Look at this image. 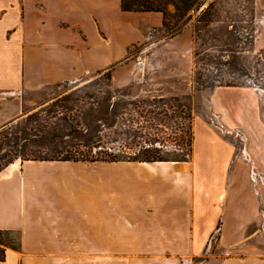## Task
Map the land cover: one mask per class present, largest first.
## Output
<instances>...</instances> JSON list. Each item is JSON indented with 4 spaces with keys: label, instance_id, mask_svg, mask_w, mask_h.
I'll list each match as a JSON object with an SVG mask.
<instances>
[{
    "label": "crops",
    "instance_id": "obj_1",
    "mask_svg": "<svg viewBox=\"0 0 264 264\" xmlns=\"http://www.w3.org/2000/svg\"><path fill=\"white\" fill-rule=\"evenodd\" d=\"M120 4L0 0V127L22 113L25 90L113 68L161 30L162 13ZM210 107L226 132L239 130L246 140L236 161L232 143L200 126L194 154L183 160L8 164L0 171V230L13 243L0 264H181L184 257L192 264H264L258 93L216 86Z\"/></svg>",
    "mask_w": 264,
    "mask_h": 264
},
{
    "label": "rangeland",
    "instance_id": "obj_2",
    "mask_svg": "<svg viewBox=\"0 0 264 264\" xmlns=\"http://www.w3.org/2000/svg\"><path fill=\"white\" fill-rule=\"evenodd\" d=\"M166 12L167 25L131 47L126 60L113 68L78 82L25 90L22 113L11 123L30 118L36 125L39 118L44 125L68 122L80 128L79 114L97 112L109 90L118 112L112 126L94 132L90 145L67 146L70 154L96 159L108 152L125 158L149 149L163 159L183 160L194 154L195 130L201 126L232 143L236 161L246 140L239 130L226 132L211 111L210 98L216 86L256 90L264 125V0H204L199 10L190 9L179 19L172 6ZM50 116L66 117V122ZM98 123L91 127L99 128ZM215 142L216 153L224 154L223 144ZM197 151L204 153V144Z\"/></svg>",
    "mask_w": 264,
    "mask_h": 264
},
{
    "label": "trees",
    "instance_id": "obj_3",
    "mask_svg": "<svg viewBox=\"0 0 264 264\" xmlns=\"http://www.w3.org/2000/svg\"><path fill=\"white\" fill-rule=\"evenodd\" d=\"M204 0H121V9L124 11L134 12H160L163 15L162 25L166 23V8L168 5L172 6L174 12L173 16L178 19L185 15L190 9L197 11L202 6ZM211 4H209L204 10L203 14L209 11ZM105 97L100 102V106L97 112H83L79 114L82 126L80 128H74L68 122L64 125H44L39 123L38 119L34 120L35 124H32L29 119L17 120L15 123H9L0 127V171L8 164L17 160H41V161H164L169 159H163L158 155L156 150L144 149L140 156L119 158L117 155L104 152V155L97 156L96 159H88V156L83 154H70L67 146H87L90 145L92 135L94 132H101L104 128H109L114 122V117L117 115L115 110V103L112 99H115V95L107 90ZM62 116V115H61ZM50 116L59 118L66 122V117ZM99 122L98 126L91 127V122ZM45 121H43L44 123ZM67 124V125H66ZM103 127V128H101ZM32 130L33 133H29ZM101 139L98 138L99 143ZM69 142V143H68ZM70 142H73L71 144ZM30 147H37L39 151L31 150ZM43 149L44 151L42 152ZM46 149V150H45ZM101 153V152H100ZM176 160V159H174ZM10 236V232L6 230H0V263L4 261V247L7 244L13 243L11 239L6 241L2 240L1 236Z\"/></svg>",
    "mask_w": 264,
    "mask_h": 264
},
{
    "label": "built area",
    "instance_id": "obj_4",
    "mask_svg": "<svg viewBox=\"0 0 264 264\" xmlns=\"http://www.w3.org/2000/svg\"><path fill=\"white\" fill-rule=\"evenodd\" d=\"M181 264H192V261L188 257H184L181 259Z\"/></svg>",
    "mask_w": 264,
    "mask_h": 264
}]
</instances>
